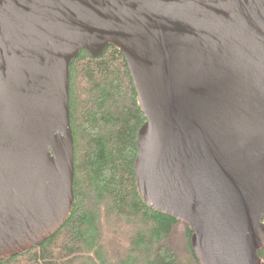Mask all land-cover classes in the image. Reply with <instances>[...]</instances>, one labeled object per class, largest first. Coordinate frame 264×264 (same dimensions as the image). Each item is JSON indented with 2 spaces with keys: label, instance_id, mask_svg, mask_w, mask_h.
Here are the masks:
<instances>
[{
  "label": "water",
  "instance_id": "1",
  "mask_svg": "<svg viewBox=\"0 0 264 264\" xmlns=\"http://www.w3.org/2000/svg\"><path fill=\"white\" fill-rule=\"evenodd\" d=\"M109 45L144 116L141 199L198 264H264V0H0V259L68 219L70 66Z\"/></svg>",
  "mask_w": 264,
  "mask_h": 264
},
{
  "label": "trees",
  "instance_id": "2",
  "mask_svg": "<svg viewBox=\"0 0 264 264\" xmlns=\"http://www.w3.org/2000/svg\"><path fill=\"white\" fill-rule=\"evenodd\" d=\"M69 76L70 215L55 234L0 264H198L186 225L138 193L133 164L144 116L122 53L111 45L99 56L81 50ZM258 255L264 261V248Z\"/></svg>",
  "mask_w": 264,
  "mask_h": 264
},
{
  "label": "rangeland",
  "instance_id": "3",
  "mask_svg": "<svg viewBox=\"0 0 264 264\" xmlns=\"http://www.w3.org/2000/svg\"><path fill=\"white\" fill-rule=\"evenodd\" d=\"M179 244V243H178ZM182 260H184V259H182Z\"/></svg>",
  "mask_w": 264,
  "mask_h": 264
}]
</instances>
